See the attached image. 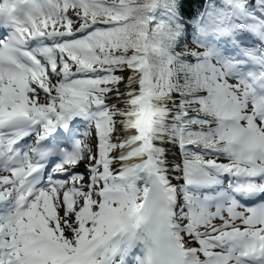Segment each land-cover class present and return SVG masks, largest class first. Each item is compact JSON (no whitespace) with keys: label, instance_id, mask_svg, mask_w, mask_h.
<instances>
[{"label":"snow or ice","instance_id":"1","mask_svg":"<svg viewBox=\"0 0 264 264\" xmlns=\"http://www.w3.org/2000/svg\"><path fill=\"white\" fill-rule=\"evenodd\" d=\"M0 23V264H264V0Z\"/></svg>","mask_w":264,"mask_h":264}]
</instances>
